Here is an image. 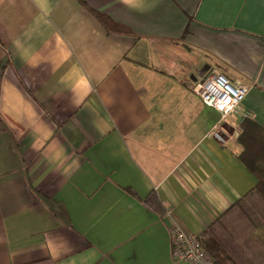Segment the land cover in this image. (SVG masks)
<instances>
[{"label":"crops","instance_id":"obj_1","mask_svg":"<svg viewBox=\"0 0 264 264\" xmlns=\"http://www.w3.org/2000/svg\"><path fill=\"white\" fill-rule=\"evenodd\" d=\"M212 69L249 86L229 120L264 127V0H0V264H192L174 229L257 184L208 135Z\"/></svg>","mask_w":264,"mask_h":264},{"label":"trees","instance_id":"obj_2","mask_svg":"<svg viewBox=\"0 0 264 264\" xmlns=\"http://www.w3.org/2000/svg\"><path fill=\"white\" fill-rule=\"evenodd\" d=\"M102 21L109 23L105 19ZM240 128L237 136L242 146L240 159L255 174L257 184L198 235L216 264H248L239 261L238 249H235L239 234L242 230L245 234V228L250 232L264 228V127L245 117ZM263 235L256 237H260L264 243Z\"/></svg>","mask_w":264,"mask_h":264},{"label":"built area","instance_id":"obj_3","mask_svg":"<svg viewBox=\"0 0 264 264\" xmlns=\"http://www.w3.org/2000/svg\"><path fill=\"white\" fill-rule=\"evenodd\" d=\"M202 101L221 112L222 117L209 132V136L226 143L229 137L238 136L241 130L231 121L240 110L249 91L245 83H233L224 73L210 70L195 86ZM228 124L233 130L225 126ZM173 255L192 264H216V260L201 243L198 235L176 227L173 231Z\"/></svg>","mask_w":264,"mask_h":264},{"label":"rangeland","instance_id":"obj_4","mask_svg":"<svg viewBox=\"0 0 264 264\" xmlns=\"http://www.w3.org/2000/svg\"><path fill=\"white\" fill-rule=\"evenodd\" d=\"M225 126L229 129V131H232V128L228 124H225Z\"/></svg>","mask_w":264,"mask_h":264}]
</instances>
